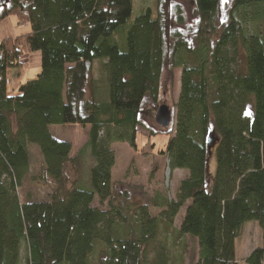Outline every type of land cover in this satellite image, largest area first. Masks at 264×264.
Listing matches in <instances>:
<instances>
[{"label": "trees", "instance_id": "trees-1", "mask_svg": "<svg viewBox=\"0 0 264 264\" xmlns=\"http://www.w3.org/2000/svg\"><path fill=\"white\" fill-rule=\"evenodd\" d=\"M156 0L133 23L134 0H8L0 22L15 16L31 31L0 43V264H175L158 238L159 219L149 204L114 197V143L137 150L139 128L169 135L159 154L171 172L188 170L176 197L163 199L170 226L190 201L178 234L198 240L195 264H238L235 242L250 222L264 237V0H233L221 25L222 0H192L195 26L188 32L182 5L173 2L177 27L167 28ZM41 53V72L7 94L6 75ZM99 77H92L96 61ZM166 65L181 69L174 111L159 105ZM90 89V95H88ZM166 109L162 128L143 115L146 102ZM55 125L90 127L77 156L59 140ZM43 159L31 180L49 190L47 200L22 202L30 174V146ZM95 165L89 183L71 181L83 153ZM213 154L216 170H209ZM98 200L101 206H95ZM264 264V242L246 258Z\"/></svg>", "mask_w": 264, "mask_h": 264}, {"label": "rangeland", "instance_id": "rangeland-1", "mask_svg": "<svg viewBox=\"0 0 264 264\" xmlns=\"http://www.w3.org/2000/svg\"><path fill=\"white\" fill-rule=\"evenodd\" d=\"M233 0H222L219 21L221 25L227 22L228 10L231 7ZM173 2L182 5L186 23L179 28L184 32H188L195 26L194 4L192 0H171L164 2L162 10L166 18L167 28L177 27L175 15L170 8ZM156 0H134L133 14L130 18V23L142 14L147 7H152ZM27 25V24H26ZM20 24L15 16H10L0 22V42L2 39L10 38L26 34L31 30L28 25ZM22 62L28 63L27 66L20 69L8 70V87L9 95H17L18 88L14 82L17 79L24 77V80H32L37 78L41 71V53L31 52L26 53L21 57ZM96 70L91 75L99 77L100 66L102 61L95 62ZM181 69L172 71L169 65H166L163 75V88L159 105H168L173 111L175 104L180 94ZM14 88V89H12ZM90 95V89H88ZM163 112L161 108L153 106L149 101L146 102L143 115L145 119L161 129L157 117ZM90 127H81L79 125H55L51 127V131L59 140L68 141L72 144V155L80 154L81 149L85 146L89 136ZM169 135L166 133L149 136L144 128H139L137 136L138 149L135 150L127 143H114L112 145L116 154V163L112 171V180L114 183V197L121 206H126L127 201L132 206L137 207L143 204H149L150 214L152 217L159 219L160 241L165 242L173 253L175 264H195L199 259V244L196 238L188 235L178 234V230L184 219L186 209L190 201L180 210L172 225H168L162 215L164 208L157 206L163 199L173 200L176 197L179 183L184 178L189 176L188 170H176L171 172L168 167L167 158L159 154V150L164 148L169 140ZM30 174L25 178L22 186L19 189V196L22 202L29 200H47L49 190L42 188L31 180V176L38 173L42 167L43 159L37 146L31 145ZM95 165L94 159L91 156L90 150L83 153L81 164L76 171H70L69 177L71 181L79 179L89 183L82 184L81 187H90V170ZM209 170L214 174L216 170V160L213 154L209 158ZM95 206L106 209L101 206L98 200L95 201ZM264 237L263 230L257 222H250L244 226L241 236L236 239L235 252L238 264H247L246 258L254 249L263 245ZM28 247L23 243L21 248V264H27ZM98 250L91 257L90 264L99 263Z\"/></svg>", "mask_w": 264, "mask_h": 264}, {"label": "crops", "instance_id": "crops-1", "mask_svg": "<svg viewBox=\"0 0 264 264\" xmlns=\"http://www.w3.org/2000/svg\"><path fill=\"white\" fill-rule=\"evenodd\" d=\"M26 26H28V25H26ZM31 31V30H30ZM29 31V32H30ZM28 33V32H27ZM18 36V35H17ZM17 36H14V37H10V38H15V37H17ZM20 36V35H19ZM5 39H8V38H5ZM4 39H2V41H3ZM1 41V42H2ZM0 42V43H1ZM22 62V61H21ZM22 63H24L23 65H21V66H19V67H13V68H10L9 70H11L10 72H12L13 70H17V69H20L21 67H24V66H27L28 65V63H26V62H22ZM41 72V71H40ZM40 74V73H39ZM38 74V75H39ZM27 81H29V80H27ZM26 80H24V77H21V78H19V79H17L16 80V82H14V84L16 85V88H18L22 83H25V82H27ZM6 84H7V94H9V87H8V72H7V75H6ZM12 89H14V88H12Z\"/></svg>", "mask_w": 264, "mask_h": 264}, {"label": "water", "instance_id": "water-1", "mask_svg": "<svg viewBox=\"0 0 264 264\" xmlns=\"http://www.w3.org/2000/svg\"><path fill=\"white\" fill-rule=\"evenodd\" d=\"M8 0H0V7H3L6 5ZM162 109V108H161ZM163 112H161L158 117H157V120H158V123H160V125H164V119H166L167 117V113H166V109H162Z\"/></svg>", "mask_w": 264, "mask_h": 264}, {"label": "built area", "instance_id": "built-area-1", "mask_svg": "<svg viewBox=\"0 0 264 264\" xmlns=\"http://www.w3.org/2000/svg\"><path fill=\"white\" fill-rule=\"evenodd\" d=\"M2 57V55H0V58ZM2 80V78L0 77V81Z\"/></svg>", "mask_w": 264, "mask_h": 264}]
</instances>
